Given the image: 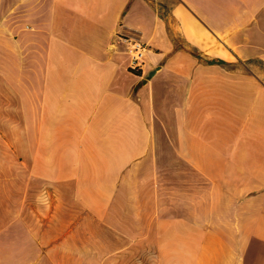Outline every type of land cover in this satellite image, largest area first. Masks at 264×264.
<instances>
[{
    "label": "crops",
    "instance_id": "obj_1",
    "mask_svg": "<svg viewBox=\"0 0 264 264\" xmlns=\"http://www.w3.org/2000/svg\"><path fill=\"white\" fill-rule=\"evenodd\" d=\"M0 78V264H264V0H0Z\"/></svg>",
    "mask_w": 264,
    "mask_h": 264
},
{
    "label": "rangeland",
    "instance_id": "obj_2",
    "mask_svg": "<svg viewBox=\"0 0 264 264\" xmlns=\"http://www.w3.org/2000/svg\"><path fill=\"white\" fill-rule=\"evenodd\" d=\"M1 84L3 81L0 78ZM0 138H5L10 144L5 146L0 139V219H5L10 208H15L20 201L28 166L27 155L24 154L28 150L21 143V139L24 143L25 140L19 127L0 128ZM21 152L23 160L20 158Z\"/></svg>",
    "mask_w": 264,
    "mask_h": 264
},
{
    "label": "built area",
    "instance_id": "obj_3",
    "mask_svg": "<svg viewBox=\"0 0 264 264\" xmlns=\"http://www.w3.org/2000/svg\"><path fill=\"white\" fill-rule=\"evenodd\" d=\"M117 35L122 39L130 52L129 67L134 71H139L144 63V56L147 50V43L140 37L136 29H125L117 31Z\"/></svg>",
    "mask_w": 264,
    "mask_h": 264
}]
</instances>
